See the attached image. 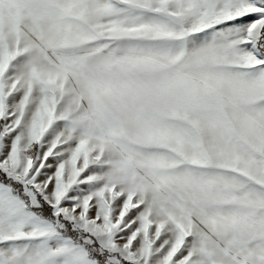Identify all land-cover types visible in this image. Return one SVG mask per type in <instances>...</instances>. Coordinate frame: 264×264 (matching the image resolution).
Masks as SVG:
<instances>
[{
	"label": "snow or ice",
	"instance_id": "1",
	"mask_svg": "<svg viewBox=\"0 0 264 264\" xmlns=\"http://www.w3.org/2000/svg\"><path fill=\"white\" fill-rule=\"evenodd\" d=\"M0 264H264V0H0Z\"/></svg>",
	"mask_w": 264,
	"mask_h": 264
}]
</instances>
